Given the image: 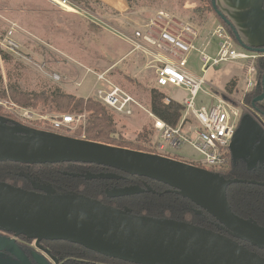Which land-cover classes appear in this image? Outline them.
<instances>
[{"label":"water","instance_id":"1","mask_svg":"<svg viewBox=\"0 0 264 264\" xmlns=\"http://www.w3.org/2000/svg\"><path fill=\"white\" fill-rule=\"evenodd\" d=\"M221 14L217 0H213ZM245 50L264 54V48ZM264 84V79H263ZM264 101V92L255 103ZM234 161L245 159L247 170L264 163V125L246 114L232 141ZM43 165L57 163L94 164L123 174L148 178L179 191L200 211L209 214L215 226L225 232L175 219L133 214L127 208H113L81 195H62L32 183V190L0 181V229L38 242L65 241L113 260L133 264H264V257L245 245L264 251V227L239 217L227 197L233 184L264 183L226 180L220 174L158 154L110 146L86 139L67 137L25 126L0 116V163ZM84 180H122L116 173L71 174ZM146 190L138 185L111 188V199L140 196Z\"/></svg>","mask_w":264,"mask_h":264},{"label":"rangeland","instance_id":"2","mask_svg":"<svg viewBox=\"0 0 264 264\" xmlns=\"http://www.w3.org/2000/svg\"><path fill=\"white\" fill-rule=\"evenodd\" d=\"M135 3V7L123 17L104 9H97L93 13L122 29H131V25L141 22L142 17L150 18L159 11L168 12L175 19L189 23L200 32H208L218 25L212 14L194 11L203 7L198 0H135ZM13 24L16 25L13 39L18 45L19 53L11 55L10 60H5V52L0 49V76L4 81L3 89L8 95V98L0 99L12 102L8 87L15 84L22 92L43 94L46 98H49L54 88H59L68 94L79 96L78 98L94 100L97 74L106 72V79L110 83L130 93L142 106L135 108L132 117L113 114L118 135L135 142L144 127H152V120L143 108L150 107L151 110L150 97L151 90L156 86L155 73L146 68L142 58L132 55L131 46L120 41L113 32L100 27L89 16L68 12L51 0H0V40L4 39ZM215 52L213 47L210 54L213 56ZM189 58L188 67L195 74H201L197 56ZM226 66L231 65L224 64L211 69L207 77L209 83L224 91L227 86L224 84L231 74V71L224 73ZM231 67L236 72L239 68ZM54 75L60 77V80H55ZM166 93L177 101H182L186 96L184 91L175 88L168 89ZM261 104L264 106V101ZM2 109L3 114L10 118L2 117L20 122ZM30 110L49 119L60 114L47 101H41L37 109ZM84 115L88 120L89 113L84 112L82 116ZM33 124L37 127L43 125L39 121H34ZM85 126L86 123L81 128L84 129ZM74 132L67 134L70 136ZM152 142L154 145L156 139H152ZM157 151L189 163H196L200 159L190 146L183 149L168 148L166 152ZM143 202L146 206L152 204Z\"/></svg>","mask_w":264,"mask_h":264},{"label":"built area","instance_id":"3","mask_svg":"<svg viewBox=\"0 0 264 264\" xmlns=\"http://www.w3.org/2000/svg\"><path fill=\"white\" fill-rule=\"evenodd\" d=\"M53 2L68 12L89 16L94 23L110 30L120 41L131 46V54L142 58L146 68L155 73L154 88L165 94L164 102L169 104L174 101L184 106L183 117L177 126L168 125L154 115L150 107L143 108L152 120L149 130L152 131L151 141L156 139V150L166 152L168 148L183 149L190 146L200 157L198 162L192 163L198 168L213 170L227 164L240 122L250 113H247L243 99H236L226 90L217 88L207 81V77L211 69L221 65H240L244 74L245 92L251 91L256 85L255 60L260 57L258 53H249L237 45L224 26L202 33L189 23L175 19L168 12L159 11L150 18L142 17L141 23L131 25V29H122L73 0ZM10 28L4 39L0 40V49L11 56L18 54L19 48L13 39L16 25ZM213 47L216 52L212 56L210 52ZM192 55L199 60L201 74H195L188 67ZM97 76L93 98L112 114L132 117L136 107L142 108L130 93L110 83L106 79V72ZM54 79L59 81L60 77L54 75ZM171 88L186 93L182 101L167 95L166 91ZM0 107L25 126L67 137H73L74 134L68 135L70 131L78 130L87 120L86 115L71 114H56L51 119L40 117L28 108L2 99ZM34 121L42 122L43 125L34 126Z\"/></svg>","mask_w":264,"mask_h":264},{"label":"trees","instance_id":"4","mask_svg":"<svg viewBox=\"0 0 264 264\" xmlns=\"http://www.w3.org/2000/svg\"><path fill=\"white\" fill-rule=\"evenodd\" d=\"M79 5L95 12L97 9H104L108 12L106 6L101 4L98 0H73ZM203 4V7L196 8L194 11L199 13H206L214 15L216 21L225 27L234 42H237L236 29L232 25H227L224 20L217 14L213 6V0H198ZM132 8L135 7V0H127ZM218 7V6H217ZM219 10V9H218ZM111 11V10H110ZM112 14H115L111 11ZM259 49L264 47H252ZM247 51V50H246ZM249 52V51H248ZM255 52L252 50L249 53ZM260 57L255 60V69L257 70L255 77V86L251 91L245 92L242 99L244 101L247 113L253 117L264 122V107L261 103H255L257 97L264 92V54H259ZM5 60H10L8 54H3ZM3 78L0 76V97L8 98L7 92L3 89ZM236 82L231 81L226 86V91L233 95L236 89ZM10 92V99L19 106L30 109H37L41 101L49 102L54 110L60 114L65 115H82L84 112L89 113L88 120L84 129L76 130L73 135L74 138L86 139L96 143H104L110 146H118L121 148H129L132 150L147 152L151 154H158V151L152 145L151 135L152 131L148 127H144L137 141L124 139L118 135L117 125L114 115L100 102L94 101L90 98H78L77 96L61 91L59 88H54L49 98L43 94H29L22 92L18 85L12 84L8 87ZM165 94L154 88L151 91V111L154 115L165 121L168 125L177 126L183 115L184 106L177 102L166 104L164 102ZM3 109L0 107V115L3 114ZM10 118L9 116H6ZM84 137V138H83ZM228 162L220 169H211L212 173L220 174L226 180H248L264 183V167L256 168L254 171L246 169L242 162L234 161L231 152L228 154ZM173 158L171 156H165ZM184 162V161H181ZM186 163H189L185 161ZM184 162V163H185ZM192 164V163H189ZM194 165V164H192ZM92 174L100 173H116L123 176L122 180H84L83 178H76L71 174ZM0 181L8 183L12 186L20 187L24 190H32V183L35 182L41 186H47L56 191V194L62 195H81L91 197L100 203H104L113 208H127L133 214L140 216L160 217L165 219H175L184 223H191L193 225L209 228L207 222H200L196 211H200L190 200L185 198L179 191L170 188L160 182H155L148 178H140L130 174H123L120 171L107 168L105 166H97L94 164L81 163H57V164H43V165H24L21 163H0ZM138 185L146 190L143 195L132 196L129 198H115L111 199L108 196V191L116 187H128L129 185ZM227 197L231 209L242 219H245L255 225L264 227V187L252 184H233L229 187ZM143 201H148L151 206H146ZM207 217L212 218L209 214L201 211ZM52 244V243H51ZM53 245L59 247L62 252L68 251L78 255L85 254L87 264H128L119 259L113 260L105 256H101L91 250H86L84 247L70 244L65 241L54 242ZM57 249V251H58ZM53 250V249H52ZM253 251L264 257V251L254 249ZM55 253V250H53ZM83 258V257H82Z\"/></svg>","mask_w":264,"mask_h":264},{"label":"crops","instance_id":"5","mask_svg":"<svg viewBox=\"0 0 264 264\" xmlns=\"http://www.w3.org/2000/svg\"><path fill=\"white\" fill-rule=\"evenodd\" d=\"M98 1L104 6H106L108 9L113 11L118 17L125 16L126 14H128V12H130L133 9L130 6V4L127 2V0H98ZM217 6L220 13L224 14L231 22V25L236 29V32L239 35L241 41L247 47L250 48L264 47V0H217ZM130 21L127 23H130ZM217 24H218L217 26L211 28V30L209 31H212L216 27L221 26L218 22ZM209 31L202 33H209ZM230 65L237 66L233 64ZM231 66H226L224 69V73L225 71H231V74L227 77V81L225 82L224 85H227L231 81H235L237 86L233 96L236 99H242L246 89L244 74L240 65L237 66L239 67L237 72L234 71V69H232ZM237 161L241 163L243 162L246 166L245 159H238ZM260 167H264V163L260 164L256 168H260ZM255 169H253L252 171H254Z\"/></svg>","mask_w":264,"mask_h":264},{"label":"flooded vegetation","instance_id":"6","mask_svg":"<svg viewBox=\"0 0 264 264\" xmlns=\"http://www.w3.org/2000/svg\"><path fill=\"white\" fill-rule=\"evenodd\" d=\"M198 218L200 222L209 224V228H211L209 230L222 232L228 236L223 230L215 226L213 218L207 217L204 213L198 215ZM53 243L51 241L38 242L37 240H28L25 237L10 234L0 229V264H87L85 254L80 253L81 255H78L68 251L62 252ZM239 243L253 251V247L249 244ZM52 249L55 250V253Z\"/></svg>","mask_w":264,"mask_h":264},{"label":"bare ground","instance_id":"7","mask_svg":"<svg viewBox=\"0 0 264 264\" xmlns=\"http://www.w3.org/2000/svg\"><path fill=\"white\" fill-rule=\"evenodd\" d=\"M48 1H49V0H48ZM51 1H55V2H57V3H60L59 0H51Z\"/></svg>","mask_w":264,"mask_h":264}]
</instances>
